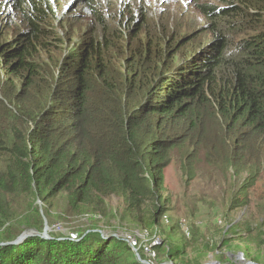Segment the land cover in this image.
Masks as SVG:
<instances>
[{"label": "trees", "instance_id": "obj_1", "mask_svg": "<svg viewBox=\"0 0 264 264\" xmlns=\"http://www.w3.org/2000/svg\"><path fill=\"white\" fill-rule=\"evenodd\" d=\"M195 1L212 37L173 68L148 49L121 58L103 24L49 73L43 8H29L39 22L27 15L28 30L0 44V226L18 198L62 195L73 213L98 214L114 195L152 227L174 154L187 181L199 161L244 175L247 198L264 171V0ZM0 264L142 263L125 240L94 230L1 244Z\"/></svg>", "mask_w": 264, "mask_h": 264}, {"label": "rangeland", "instance_id": "obj_2", "mask_svg": "<svg viewBox=\"0 0 264 264\" xmlns=\"http://www.w3.org/2000/svg\"><path fill=\"white\" fill-rule=\"evenodd\" d=\"M195 2L33 0L30 4V0H0V44L28 30L27 15L39 22L29 9L36 4L43 8L40 23L47 33L42 38L47 47L42 54L49 73L56 72L58 63L69 53L85 48L103 24L100 36L106 37L121 58H132L134 52L148 49L161 56L163 68L166 63L173 68L212 37ZM98 14L103 17L101 22ZM261 15L264 18V13ZM1 73L4 75V69ZM243 177L199 161L196 176L187 181L180 157L174 154L165 169L154 226L141 227L127 218L122 199L114 195L106 200L105 211L98 214L73 213L62 195L46 203L31 196L18 198L11 205L13 216L0 226V245L21 243L17 238L22 234L78 239L96 230L125 240L142 264H174L171 258L177 264H264V171L247 198L241 200L238 189ZM36 220L42 221V230L31 225ZM121 251L117 249V253Z\"/></svg>", "mask_w": 264, "mask_h": 264}, {"label": "water", "instance_id": "obj_3", "mask_svg": "<svg viewBox=\"0 0 264 264\" xmlns=\"http://www.w3.org/2000/svg\"><path fill=\"white\" fill-rule=\"evenodd\" d=\"M27 236H30V234H22V235H20L18 238H17V240H23L24 238H26ZM17 240H16V242H17ZM15 243V242H14ZM138 260H140V259H138ZM142 261V260H141ZM142 262H144V261H142ZM213 264H216V263H213ZM255 264V263H254Z\"/></svg>", "mask_w": 264, "mask_h": 264}]
</instances>
